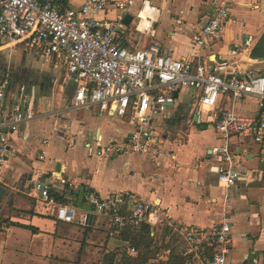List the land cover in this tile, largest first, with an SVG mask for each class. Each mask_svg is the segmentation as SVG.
Segmentation results:
<instances>
[{
	"label": "crops",
	"instance_id": "0c3cea01",
	"mask_svg": "<svg viewBox=\"0 0 264 264\" xmlns=\"http://www.w3.org/2000/svg\"><path fill=\"white\" fill-rule=\"evenodd\" d=\"M105 1V8L96 17L112 19L117 12L112 5L116 0ZM141 1L134 0L130 13L138 10ZM148 1L159 9L157 19L150 27L154 36L135 30L131 20L117 35L120 45L140 47L154 38L162 54L192 61L210 59L214 54L217 59L234 62L241 71L251 68L264 75V62L249 58L250 48L238 47L236 54L228 53L248 35L255 41L263 31L264 0ZM83 2L57 0L56 4L63 8H78ZM223 3L228 7L230 18L222 32L218 37L206 39L203 45L196 44V37L202 35L201 26ZM19 45L22 46L0 38V52L7 50L9 60L6 78L12 88L19 83L35 87L38 116L26 126L25 141L13 136L19 153L9 158L2 168L6 179L16 183L17 188L13 191V207L19 211V216L8 210L6 214L11 221L34 226L38 232L0 223V230H4L0 232V264H68L60 252L54 251L57 229L62 227L61 231H67L68 235V231H80L70 240L78 246L77 260L73 264H81L78 251L82 252L83 245L91 242L94 232L107 231L106 219L98 215H93L95 221L92 224L79 225L58 221L40 211V203L35 202L36 192L31 189L32 181L36 177H47L52 169L60 170L73 180L80 194L87 189L101 196L129 191L148 201L151 211L160 220L155 225H168L171 235L176 236L170 240L172 245L180 238L184 240L188 231H195L196 236L213 231L225 218L231 231L226 264H264V141L257 143L239 135L229 139L239 178L227 192L223 191L217 186L215 174L220 157L212 151L223 141L206 111L200 113V119L195 116L197 92L182 88L167 111L155 116L151 123L152 132L160 140L158 156L152 152L88 155L84 149L86 141L96 146L120 142L134 125L127 116L99 115L90 106L67 108L74 93L70 85L74 80L59 65L46 64L41 57ZM34 67H48L56 79L51 78L49 84L44 79L38 87L27 80L18 82L14 77L16 69L28 70L30 76ZM58 79L60 82L56 84ZM216 108L232 109L245 115H254L258 109L253 96L232 100L225 95L218 98ZM42 138L47 140L44 145H40ZM41 147L45 150L42 160L38 159ZM78 206V212L92 214L86 204L78 202ZM40 218L44 221L36 222ZM75 226L79 230L74 229ZM118 245L116 238L106 236L100 242V249L108 251ZM206 251L207 247L200 254H192L189 264H206L211 257ZM166 260L167 256H164L159 262L164 264Z\"/></svg>",
	"mask_w": 264,
	"mask_h": 264
},
{
	"label": "built area",
	"instance_id": "2783aa9c",
	"mask_svg": "<svg viewBox=\"0 0 264 264\" xmlns=\"http://www.w3.org/2000/svg\"><path fill=\"white\" fill-rule=\"evenodd\" d=\"M56 1L0 0V38L22 44L26 50L41 57L44 63L59 65L74 79L76 86L67 108L90 106L99 115L113 113L127 116L134 125L130 134L120 142L111 141L96 146L86 141V153L114 156L152 152L158 156L160 140L151 130L153 118L167 111L180 89H194L198 97L195 116L200 119V113L206 111L223 141L212 151L220 157L215 170L217 186L227 192L239 178L235 154L229 149V139L239 135L257 143L264 141V75L251 68L241 71L234 62L217 59L214 54L210 59L197 61L162 54L154 38L140 47L120 45L117 35L126 27L124 16L130 13L134 0L114 1L112 5L117 12L112 19L96 17L105 8V0H84L78 8H63ZM130 14L135 30L154 36L150 27L158 17L157 7L148 0H142L138 10ZM229 18L228 7L223 3L201 26L202 35L196 37V44L203 45L206 39L218 37ZM143 20L147 23L140 27ZM253 42L254 37L248 35L228 53L236 54L238 47L248 50ZM221 95L232 100L255 97L256 114L217 109L216 103ZM35 103L33 85L19 83L12 88L8 78L0 80V186L5 189L2 196L5 200L17 188L16 183L6 179L2 168L9 158L19 153L13 136L21 141L27 139L26 126L38 116ZM46 142L42 138L40 145ZM44 157L45 150L41 147L38 159ZM31 189L36 192L35 202L40 203L42 213L61 222L79 225L92 224L95 221L93 215H98L106 219L107 235L110 237L120 234L126 220L134 223L146 221L150 225L160 222L150 209L151 203L135 193L120 191L101 196L87 189L80 194L74 181L60 170H50L45 178L36 177ZM78 202L88 205L92 214L78 212ZM128 204H131L129 211ZM230 232V224L225 218L208 233L196 236L195 231L186 232L183 253L188 260L185 264H189L192 254H200L205 247L213 246L215 251L206 264H226ZM127 251L135 253L132 247ZM145 264L161 263L148 261Z\"/></svg>",
	"mask_w": 264,
	"mask_h": 264
},
{
	"label": "rangeland",
	"instance_id": "374dc122",
	"mask_svg": "<svg viewBox=\"0 0 264 264\" xmlns=\"http://www.w3.org/2000/svg\"><path fill=\"white\" fill-rule=\"evenodd\" d=\"M20 47H21V49H23V46H20ZM6 52H7V50H6ZM6 52H0L1 53L0 54V70H2L3 68L7 69V67H8V61L9 60H8ZM0 75H1V73H0ZM14 77L17 78L18 82L23 79L24 81L27 80V81H30L31 83H35L39 87L41 81L43 82L44 79H46L47 84L52 82L51 78H53L54 75H53V72L48 69V67L38 68V69L34 67L30 76H29L28 70H25V69L23 70L22 68H19V70L16 69ZM59 82H60V80L58 79L56 81V84H58ZM70 85L72 86V88H74L75 83L72 81L70 83ZM83 155L85 156L84 153H83ZM14 193L15 192H13L11 194L10 198H8L5 202H3V201L0 202V223L2 222L5 224L6 220L9 219V216L6 214V210L13 212V215L16 214L17 217L19 216V211L13 207V196L15 195ZM86 207L88 208L89 206L86 205ZM42 221H44V218H40V219L36 220V222H42ZM73 228L78 229L77 226H75ZM61 229L60 228L57 229L58 232H57V236L55 237L56 239H55L54 251L57 250L58 253L60 252L59 254L68 260V264H71V263L73 264L77 260L78 255L76 254L77 253L76 249H78L77 248L78 246L76 247L75 242L70 240V239L72 237H74L73 235H75L76 232H80V231H68L69 232V235H68L67 231H61ZM64 229H65V226H64ZM1 231H4V230L1 229L0 232ZM19 231H22V230H19ZM23 231H27V230H23ZM51 231H52V229H51ZM106 233H107V231H96V232H94L93 236L91 237V242L85 243L83 245V250H82V252L79 253V261L81 264H109L108 260H104V254H106V252H104V250L100 249V247H101L100 242H101V240L106 238ZM162 234L163 233L161 230L154 229L152 236L155 239V241L160 242ZM52 237H53V235H52ZM66 238H68V239H66ZM173 238H176V236H172L171 232H170V235L165 238V241H167L169 243V245H172V244H170V240H172ZM118 243H119V246H121V243L120 242H118ZM175 244H178L181 248H184L186 246V243L182 238L177 240L173 245H175ZM114 248H117V247H114ZM118 248L120 249L121 247H118ZM167 255H168V253H165V250H161V251H159L158 255L155 256L154 258L150 259V261H152V262L160 261L161 258H163L164 256H167ZM59 259L62 260L61 257Z\"/></svg>",
	"mask_w": 264,
	"mask_h": 264
},
{
	"label": "trees",
	"instance_id": "16d2710c",
	"mask_svg": "<svg viewBox=\"0 0 264 264\" xmlns=\"http://www.w3.org/2000/svg\"><path fill=\"white\" fill-rule=\"evenodd\" d=\"M261 74V73H260ZM61 201H65L64 198L57 197ZM131 204H128V211ZM127 212V211H126ZM2 223V222H1ZM4 224V223H2ZM6 225H13L31 230L32 232H38V229L34 226L19 223L16 221L6 220ZM154 229L162 231V237L160 242L155 241L153 238ZM170 229L168 225H150L146 221L140 223H134L131 220H126V224L119 235L115 236L121 246H116L104 254V260H108L109 264H145L150 259L158 255L161 250H168L167 260L164 264H185L188 257L183 253V248L178 244L169 245L165 238L170 235ZM107 237H110L107 235ZM168 240V239H167ZM118 247H121L120 249ZM133 248L135 253H128L127 249ZM81 250L78 251L80 253ZM215 251V246L207 247L206 255L212 256ZM204 260V259H203Z\"/></svg>",
	"mask_w": 264,
	"mask_h": 264
},
{
	"label": "water",
	"instance_id": "95a60500",
	"mask_svg": "<svg viewBox=\"0 0 264 264\" xmlns=\"http://www.w3.org/2000/svg\"><path fill=\"white\" fill-rule=\"evenodd\" d=\"M132 19H133V16L130 13H127L124 16V22L126 24H129ZM248 57L251 59H255L259 62H264V29L260 33V35L257 37V39L254 41L253 45L250 47L249 52H248ZM6 70H7L6 68L5 69L3 68L1 70L0 80L5 79L6 76L8 75ZM75 86H76V83L73 88L74 90H75ZM3 102L5 103L6 101L3 100ZM4 191H5L4 187L0 186V201L2 199ZM247 264H251V263H247Z\"/></svg>",
	"mask_w": 264,
	"mask_h": 264
},
{
	"label": "bare ground",
	"instance_id": "6f19581e",
	"mask_svg": "<svg viewBox=\"0 0 264 264\" xmlns=\"http://www.w3.org/2000/svg\"><path fill=\"white\" fill-rule=\"evenodd\" d=\"M146 23H147L146 20H143V21L141 22V24H140V27H143Z\"/></svg>",
	"mask_w": 264,
	"mask_h": 264
},
{
	"label": "flooded vegetation",
	"instance_id": "af4514ba",
	"mask_svg": "<svg viewBox=\"0 0 264 264\" xmlns=\"http://www.w3.org/2000/svg\"><path fill=\"white\" fill-rule=\"evenodd\" d=\"M43 82L41 81L40 85L42 86Z\"/></svg>",
	"mask_w": 264,
	"mask_h": 264
}]
</instances>
